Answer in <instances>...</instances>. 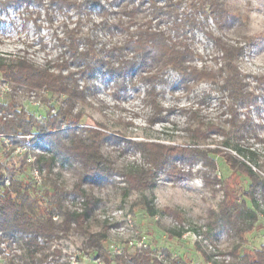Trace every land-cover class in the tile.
Here are the masks:
<instances>
[{
	"label": "trees",
	"instance_id": "16d2710c",
	"mask_svg": "<svg viewBox=\"0 0 264 264\" xmlns=\"http://www.w3.org/2000/svg\"><path fill=\"white\" fill-rule=\"evenodd\" d=\"M149 2L150 0H143L140 9H144ZM184 2L186 0H181V4ZM224 2L226 0H203L205 5L211 4V7L207 11L202 7L200 13H198L205 15L206 19L211 17L220 31H223L232 20L237 19L236 15H233ZM120 3H123V0H117V6ZM44 4V0H0L1 9L12 6L16 8L24 7L28 10L32 6L41 8ZM50 5L65 14L75 8V5H69L66 0H52ZM97 8L101 16L110 15L109 8L102 5L99 0H89L84 10H81L79 14L83 15L86 11L87 14L92 15V11ZM161 17H167L174 24L187 23V21H180L179 16H173V12L165 13L163 9L155 11L152 18L163 24L164 20ZM198 28L200 27L197 24L191 25L193 31L198 30ZM99 30L105 35H114L120 31V29L107 23L101 25ZM209 39L216 47L217 53L220 54L217 61L224 65L218 68L219 75L224 78L223 83L216 88L221 93L220 105L224 107L227 99L234 122L241 119L239 107L245 106L249 110L244 115L247 117L246 121L237 128V132L233 137V140L239 144L246 135L255 132L259 127L250 112L252 105L258 106L259 96L254 89H250L247 76L243 75L241 69H237L232 63V61H241L245 54L244 47H237L239 42L230 44L228 43L229 40H225L217 34L209 36ZM245 39L249 44L255 43L254 37H245ZM133 50V48L128 49V51ZM123 55L122 51L100 49L94 54H86L75 60L76 67L86 69L78 74V79L76 75L71 77V83L75 84L77 89V98H86V92L90 89L88 82L98 78V76L113 80L117 87L124 90L128 79H133L135 76L139 78L144 72L160 66L163 59L161 54L149 48H146L137 57L135 63L121 62ZM117 63H119V68L114 66ZM171 70L179 75L178 85L185 89H188L190 82L199 79V73L195 71L189 72L187 69L179 67H173ZM79 81H83L87 85L83 92L78 91ZM13 82L18 85L32 84L33 76L32 74L21 73L13 77ZM144 82L151 86L144 99L145 104L153 110V116L148 122L155 125L168 119L164 112L171 114L173 111L161 108L157 103L160 98L156 86L164 82L162 73L158 77ZM257 82L259 86L264 87V78L258 77ZM205 98L203 97V103L206 102ZM15 110V106L6 109L8 112H12L11 114H14V117L6 121L0 120V134H5L17 145L27 142L26 137L34 136L30 140L31 143L36 144L38 140H42L52 147L49 155H37L32 163L33 169L37 168L42 177H45L44 188L38 187L33 177L27 175L23 169H20L21 167L17 168L14 165L9 168L0 165V240L7 238L11 241H17V237L20 235L25 238L24 245L31 251L47 252L48 248L42 247L37 242V238H43L48 242L62 240L66 239L63 233L70 229L79 232L87 227L88 231H95L96 235L88 237L84 242V248L103 258L105 264H167L170 259L169 255L165 259L159 258L155 255V251L150 248L134 253L126 252L122 255L110 253L107 243L109 227L106 222H100L95 215L99 200L83 186L85 183L92 185L107 184L112 181L115 175H120L124 178L128 191L148 192L157 182L159 173H164L173 182H181L193 177L192 173H184L177 168L176 162L178 161L190 164L203 161L209 169H216L217 162L207 159L204 155L206 152H211L227 163L231 170V178L249 184L248 189L244 192L245 199L241 202L232 200L229 192L225 190V199L216 213L219 221L217 224L220 223L223 230L234 233L238 240V243L230 252L233 260L228 264H264V245L254 251L245 249L247 236L254 230L259 220V211L257 210H260L259 198L264 197V176L257 169L254 171L249 164L239 159L240 156L245 155L241 149L236 148L238 154H234L222 148L205 147L206 143L173 145L151 140L121 141V139L106 132L108 130L106 127L104 132L89 129L88 137L83 138L74 129L82 123L81 117H73L70 108L68 110L61 108L56 115L49 114L44 122H37L31 117H24ZM63 127L66 129H63ZM100 127L104 126L100 125ZM220 135L223 136L222 131ZM65 138L69 141L67 142ZM107 141L110 144L122 142L127 147L138 150L145 164L123 168L117 166L108 159L103 151V145ZM55 151L65 159L81 163L83 167L82 174L71 189L61 181V173L55 172L57 164ZM251 156L252 164H254V153ZM33 169L31 170L32 174ZM245 176H247V180L244 179ZM7 180L10 182L8 186L6 185ZM221 183L222 181L216 177H205V185L215 186ZM72 195L76 201L81 200L80 207L74 204L73 201L70 203L71 200L69 202L68 199ZM249 202H251L252 207H249ZM139 204L150 216L154 217L157 214L151 201L144 200L140 201ZM253 208H255V211H253ZM80 209L83 210L82 214ZM164 213L172 216L180 225L184 223L181 212L166 208ZM55 218L57 219L55 220ZM97 226H99V229ZM168 234L171 238L181 236L180 232L173 230H168ZM28 235H32V238H27ZM60 254L59 252L53 253L54 256L58 257ZM202 256L206 261H209V257L205 252H202ZM174 263L178 264L176 261ZM222 264L226 263L223 262Z\"/></svg>",
	"mask_w": 264,
	"mask_h": 264
},
{
	"label": "clouds",
	"instance_id": "9594fccd",
	"mask_svg": "<svg viewBox=\"0 0 264 264\" xmlns=\"http://www.w3.org/2000/svg\"><path fill=\"white\" fill-rule=\"evenodd\" d=\"M66 2L75 5V8L53 22H49L47 13L41 15L33 9L31 14L24 15L15 31L6 33L0 30V101H12L14 98L15 103L22 106L21 110L26 111L28 115L32 113L56 115L61 108L65 110L70 108L73 117L80 116L85 125L97 132L106 131L105 127L99 125L126 132L129 126L141 122L140 102L146 98L144 94H141L136 102L129 104H120L104 96L78 99L77 89L75 84L71 83V77L76 75L78 79V74L86 69L76 67L74 62L86 54H94L100 49H105L122 51L124 55L121 62L135 63L137 57L149 48L162 55V63L141 74L135 81L137 85L143 86L144 81L158 77L163 71L173 67L187 69L189 72L195 71L199 73V79L190 82L187 91L170 96L167 102L157 101L161 108H175L186 113L183 117L171 118L175 127L153 126L149 123L148 132L155 133L157 127H164L165 132L174 134V143H177L175 141L184 145L206 143L209 148H221L233 139L237 128L246 121L247 117L242 116L240 121L234 122L227 100L224 107L214 104L211 110L202 108L199 104L200 99L205 95L202 91L204 89L213 96H220V92L214 89L223 83L224 79L218 72V68L224 65L217 61V53L208 50L209 36L216 34L214 21L209 17L205 23V16L198 14L202 7L207 11L211 4L205 5L203 0H186L183 4L181 0H150L141 10L140 5L143 0H123L118 7H109L115 5L117 0H100L110 12L116 14L109 17L89 15L86 11L83 15L79 14L89 0H66ZM44 3L47 8L52 0H44ZM231 6L239 9L233 15L240 17L245 25L257 21L264 24V0H232ZM160 9L165 13L173 12V16H179L180 21L187 23L174 24L167 17H161L164 23L160 24L159 20L152 18L153 13ZM24 22H27L26 29L21 27ZM105 23L120 31L114 35L103 34L99 28ZM193 24L199 25L203 31L194 32L191 29ZM227 35L231 36L228 43L236 42V38L239 37L237 47H243L245 45L243 38L251 35V32L245 27L237 28ZM129 48L134 50L128 51ZM257 62L264 63V53L251 63ZM232 63L237 69L240 68L239 61ZM114 66L119 68V63ZM21 73L32 74L33 83L20 85L14 83L13 77ZM243 75L253 74L243 72ZM260 76L264 78V73ZM80 84L78 91L83 92L87 85L83 81ZM113 94L114 92H110L109 96ZM173 100L177 103H171ZM73 105L75 106L72 107ZM115 108L121 110L119 116L114 111ZM255 122L261 127L246 135L239 144V147L245 151V155L240 156L239 159L249 164L254 171L256 167L252 164V153L258 157V163L264 166V120ZM221 131L223 136L220 135ZM5 151L11 155L5 157L0 153V164L9 168L14 165L18 167L23 159V150H13L10 147ZM225 151L231 152L232 149L228 148ZM204 155L212 161L220 159L211 152H206ZM180 170L200 175L209 169L201 161L195 166L189 165L187 168L181 166ZM244 179L247 180V176ZM195 184L202 187L203 180L197 179ZM174 186L170 184V187ZM80 212L82 214L83 210L80 209ZM260 223L264 224V216L260 217ZM63 234L66 239L54 244L47 252H33L22 242L2 239L0 264H53L56 258L53 253L56 252L64 256L60 264H76L75 257L82 255L77 249L82 248L88 237L96 235V232L88 231L85 227L79 232L70 229ZM68 257H71L70 262Z\"/></svg>",
	"mask_w": 264,
	"mask_h": 264
},
{
	"label": "rangeland",
	"instance_id": "374dc122",
	"mask_svg": "<svg viewBox=\"0 0 264 264\" xmlns=\"http://www.w3.org/2000/svg\"><path fill=\"white\" fill-rule=\"evenodd\" d=\"M100 2V0H99ZM102 4V3H101ZM229 10L234 13L239 11V9L232 7V0H226L224 2ZM104 5V4H102ZM110 7H118L117 4L110 5ZM43 15L48 14L49 22L55 21L58 17L67 15L65 13L59 12L54 6L48 5L47 8L45 4L43 7L32 6L28 10L24 7L16 8L8 6L6 9L0 8V30L10 33L17 29V25L23 19L24 15L31 14L32 10ZM143 10V9H142ZM101 16L99 9L92 11V15ZM115 13L110 12L109 17L115 16ZM201 15V14H200ZM205 16V15H204ZM211 18V17H210ZM236 20H232L223 31H220L217 24H215L216 34L220 35L225 40H230L231 36L227 35L235 31L237 28L248 27L251 35L245 37H254L255 43L249 44L245 37V54L240 61V69L242 72L250 73L253 75H246L247 81L250 84V89H254L259 96L258 106L252 105L250 107V112L253 119L264 120V87L259 86L257 78L261 77L260 74L264 73V63L257 62L252 64L251 62L256 60L258 56L264 53V24L259 21L253 22L251 25H245L243 20L236 16ZM209 19V18H208ZM205 17V23L207 20ZM212 19V18H211ZM213 20V19H212ZM214 21V20H213ZM21 27L27 28V22H24ZM200 27V26H199ZM39 31V29H37ZM195 31H203L200 27ZM239 37L236 38V42H239ZM208 50L217 53L216 47L209 39ZM220 54L217 53V57ZM164 82L159 83L156 86V90L159 93L160 100L168 101L170 96H174L176 93L181 91H187L178 85L180 80L179 75L173 70H167L162 72ZM138 79L135 76L133 79H128L126 82V88L123 90L117 87L113 80L104 79L100 76L94 80L88 82L90 87L89 91L86 92V98L97 96H104L107 99H113L120 104H129L137 101V98L144 94L146 97L147 91L149 89L148 85L143 82V86L137 85L135 81ZM250 81V82H249ZM7 82V80L5 81ZM81 81H79V88L81 86ZM211 87V86H210ZM217 90V89H214ZM205 92L203 97H206V102L200 99V107L211 110L214 104L220 105V96H213L211 93L204 89ZM219 91V90H218ZM110 92H114L113 95L109 96ZM220 92V91H219ZM227 100V99H226ZM171 103H177V101H171ZM15 111L21 113L24 117H31L37 122H44L49 114L37 115L32 113L28 115L26 111L21 110L22 106L15 103L14 98L12 101H0V120H8L14 117L12 112L6 111V109L14 107ZM222 108L223 106L220 105ZM141 111L139 113L140 123L129 126L126 132L114 130L112 128H107L110 135H113L121 141H162L167 144L173 145H184L183 143L177 144L173 141V133L165 132L164 127H157L155 133H149V122L148 120L153 116V110L150 106L146 105L144 100L140 102ZM173 112L168 114V119L161 121L153 126L163 125L167 127H175L172 124V117H183L186 113L182 110L172 108ZM114 111L120 114L121 110L115 108ZM131 111V109H129ZM249 110L245 106L239 107V112L241 117L246 115ZM100 126V125H99ZM259 125L258 128H260ZM63 129H66L63 127ZM78 135H82L83 138L88 137V130L93 129L85 125L83 122L74 127ZM120 134V135H118ZM5 135V134H0ZM179 135V133H176ZM34 136L26 137L27 142L21 144H14L9 138L4 136L0 137V153H3L5 157L11 155V153L6 152L8 148L13 150L21 149L23 150V159L21 160L19 167L23 169L27 175L33 177L34 182H36L38 187H43L46 182L45 177L41 175V183L39 184L35 176L31 173L33 169L32 163L36 159L37 155H49L51 151V145L46 144L42 140H38L37 143H31L30 140ZM68 142L69 139L65 138ZM240 144V142H239ZM233 139L230 140L229 144H224L221 148L228 149L231 148L234 154H238L235 150L236 148L241 149L244 153L245 151L239 147ZM235 145V146H234ZM21 146V147H20ZM204 146V145H203ZM205 147H208L206 144ZM214 149V148H213ZM103 151L109 160L113 161L117 166L129 167V166H143L145 164L141 153L132 148L127 147L125 143L110 144L106 142L103 145ZM56 154L57 164L55 167V172L61 173V181L71 189L74 183L77 182L79 176L83 172V167L81 163L65 159L61 157L58 152ZM218 157V156H217ZM216 169H209L200 175H194L193 177L181 182H173L164 173H159L157 182L154 187L148 192L138 193L130 192L127 190L126 182L124 178L120 175H115L110 183L107 184H84V189L91 193L99 203L95 210V215L100 222H106L108 230L107 243L109 245V251L112 253L110 248L112 245L115 247L119 246L123 249V253H134L135 251L144 250L150 248L155 251L157 257L165 259L167 255L170 259L167 261L169 264L172 262H177L178 264H222L223 262L228 264L232 262V256L230 254L231 250L238 243L237 237L234 233L227 232L220 227V223L217 224L218 219L216 213L219 210L220 204L225 199V190L229 192L230 198L237 202H241L245 199L244 192L248 189L249 184L246 182H241L236 178H231V170L229 169L227 163L219 157ZM63 159V160H62ZM221 161L223 163H221ZM199 163V162H198ZM253 163L256 169L264 176V166L258 163V157L254 153ZM197 164V163H195ZM195 164H190L187 162H176L177 168L180 170L181 166L187 168L189 165L195 166ZM2 166H7L0 164ZM37 167V166H36ZM184 172V171H182ZM188 173V172H184ZM205 177L217 178L222 181L221 184L215 186L205 185ZM197 179L203 180V186H197L195 181ZM170 184H174V187H170ZM44 188V187H43ZM73 195L69 197L70 203L77 204ZM260 210L259 220L256 224L254 230L247 236V244L245 249L247 251H254L261 248L264 245V224L260 223V217L264 216V197H260ZM148 200L152 202L153 207L156 209L157 214L152 217L146 210L141 208L139 204L140 201ZM252 207V205H251ZM166 208H170L181 212L183 214V224H179L172 216L164 213ZM99 229V226H97ZM168 230H173L180 232V237L171 238L168 234ZM23 239H22V238ZM32 238V237H31ZM24 237L18 235L17 241L25 243ZM64 240V239H62ZM46 241L42 238V241L37 238V242L45 248H51L54 244L62 241ZM143 246L139 248L141 243ZM82 252V255L76 256V258L82 264H105L103 258L98 257L97 254L89 252L83 247L77 249ZM113 250V249H112ZM202 252H205L209 257V261H206L202 256ZM53 264H60V261L64 259L63 254L60 256H55ZM175 258V261H173ZM68 262H70L71 257H68Z\"/></svg>",
	"mask_w": 264,
	"mask_h": 264
},
{
	"label": "built area",
	"instance_id": "2783aa9c",
	"mask_svg": "<svg viewBox=\"0 0 264 264\" xmlns=\"http://www.w3.org/2000/svg\"><path fill=\"white\" fill-rule=\"evenodd\" d=\"M2 136H4V137H6V138H9V137H7V136H5V135H0V137H2ZM10 139V138H9ZM21 147V146H20ZM33 175L35 176V179H36V181L40 184L41 183V181H42V179H41V173H40V171L37 169V168H34L33 169ZM10 184V182L7 180L6 181V185L8 186ZM78 207H80L81 206V200H77V204H76ZM57 218H55V220H56ZM32 237V235H28L27 236V238H31ZM39 240H41L42 241V238H39ZM143 242L141 243V245L139 246V248H141L143 245ZM110 248H112L111 249V251H112V254L113 255H122L123 254V249L122 248H120L119 246H117V247H115V245H112ZM76 258H80V257H75V260H76V264H82L81 262H79ZM173 261H175V258H173ZM169 264H175L174 262H170Z\"/></svg>",
	"mask_w": 264,
	"mask_h": 264
}]
</instances>
